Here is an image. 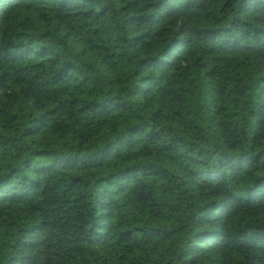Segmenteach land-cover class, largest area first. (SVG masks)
I'll return each instance as SVG.
<instances>
[{
    "label": "trees",
    "instance_id": "16d2710c",
    "mask_svg": "<svg viewBox=\"0 0 264 264\" xmlns=\"http://www.w3.org/2000/svg\"><path fill=\"white\" fill-rule=\"evenodd\" d=\"M0 264H264V0H0Z\"/></svg>",
    "mask_w": 264,
    "mask_h": 264
}]
</instances>
